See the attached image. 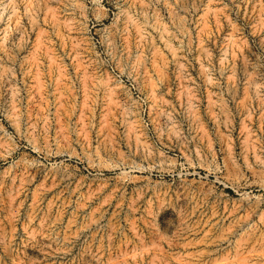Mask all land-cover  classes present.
Wrapping results in <instances>:
<instances>
[{"label":"rangeland","instance_id":"374dc122","mask_svg":"<svg viewBox=\"0 0 264 264\" xmlns=\"http://www.w3.org/2000/svg\"><path fill=\"white\" fill-rule=\"evenodd\" d=\"M0 264H264V0H0Z\"/></svg>","mask_w":264,"mask_h":264},{"label":"bare ground","instance_id":"6f19581e","mask_svg":"<svg viewBox=\"0 0 264 264\" xmlns=\"http://www.w3.org/2000/svg\"><path fill=\"white\" fill-rule=\"evenodd\" d=\"M134 165L135 164H133L132 167H130V169H128L129 167L128 168H125L122 165V167H124V168H122L120 170L121 171L120 172L121 173L120 175H121V177L122 176L124 177V179L122 177V179L124 181H125V179L140 181V180H142V177L141 176H137L136 173H139V174L147 173V174H150L151 175V173L154 171L152 167H144V166H141V165H135L134 166ZM117 169H119L118 166H117ZM146 179L149 180L150 179V176H149V178H147V176H146ZM131 182H133V181H131ZM135 184H136V182H135Z\"/></svg>","mask_w":264,"mask_h":264}]
</instances>
